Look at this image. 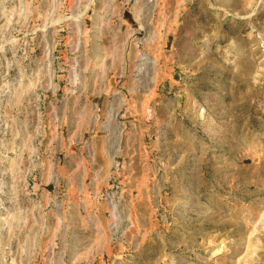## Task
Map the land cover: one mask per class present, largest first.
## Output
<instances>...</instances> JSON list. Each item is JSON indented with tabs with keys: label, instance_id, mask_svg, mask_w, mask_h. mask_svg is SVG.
<instances>
[{
	"label": "rangeland",
	"instance_id": "rangeland-1",
	"mask_svg": "<svg viewBox=\"0 0 264 264\" xmlns=\"http://www.w3.org/2000/svg\"><path fill=\"white\" fill-rule=\"evenodd\" d=\"M0 264H264V0H0Z\"/></svg>",
	"mask_w": 264,
	"mask_h": 264
},
{
	"label": "crops",
	"instance_id": "crops-1",
	"mask_svg": "<svg viewBox=\"0 0 264 264\" xmlns=\"http://www.w3.org/2000/svg\"><path fill=\"white\" fill-rule=\"evenodd\" d=\"M120 116V115H119ZM119 119H121V126L118 125V142H117V150H121L125 152V137L128 136L130 134V130L127 131L126 128V118L124 117V115H121L119 117ZM129 124V123H128ZM135 125H133L134 128ZM132 128V127H131ZM135 130V129H134ZM113 133L115 131H112ZM107 134L102 135V134H98V132H94L93 134L90 135L91 138V143L93 145V154L99 159H102L104 157H109V153L114 152V149L112 148V143L109 142V140L106 138ZM113 136V135H111ZM105 141H107V144H104ZM137 144L134 145L132 151L134 152H139L140 146H141V140L139 138V135L137 136ZM130 150V149H129ZM107 160V159H106ZM96 166H98L99 168L102 167L104 173L106 172L107 167H105L104 163H101L100 161L97 160L96 162ZM107 166V165H106ZM111 181V180H110ZM112 182V181H111Z\"/></svg>",
	"mask_w": 264,
	"mask_h": 264
}]
</instances>
